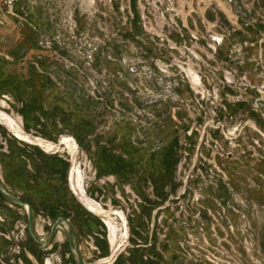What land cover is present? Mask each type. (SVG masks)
Listing matches in <instances>:
<instances>
[{"label": "rangeland", "instance_id": "1", "mask_svg": "<svg viewBox=\"0 0 264 264\" xmlns=\"http://www.w3.org/2000/svg\"><path fill=\"white\" fill-rule=\"evenodd\" d=\"M0 187V264H264V0H0Z\"/></svg>", "mask_w": 264, "mask_h": 264}, {"label": "water", "instance_id": "2", "mask_svg": "<svg viewBox=\"0 0 264 264\" xmlns=\"http://www.w3.org/2000/svg\"><path fill=\"white\" fill-rule=\"evenodd\" d=\"M0 191H1V193H2L4 196H6L8 199L14 201L15 203H18V204H21V205H26L23 201H21L20 199H18L17 197H15V196H13V195H11V194L8 193L6 190H4L2 187H0ZM26 206H27L28 219L30 220V208H29L28 205H26ZM58 219H59V218L56 219V222H58ZM56 222H55L54 225H53V228H52V230H51V233L53 232V230H54V228H55ZM68 233H69V237H70V230H69V229H68ZM39 245H40L41 247H45V244H42V243H40V242H39ZM72 253H73V256H74V258H75L77 264H80L79 261H78V259H77V256H76L74 250H72Z\"/></svg>", "mask_w": 264, "mask_h": 264}, {"label": "trees", "instance_id": "3", "mask_svg": "<svg viewBox=\"0 0 264 264\" xmlns=\"http://www.w3.org/2000/svg\"><path fill=\"white\" fill-rule=\"evenodd\" d=\"M104 155L106 154V153H103ZM103 161L105 162H110V161H108V160H106V158L104 159L103 158ZM32 162V163H31ZM31 162H30V164H32L33 166L34 165H36L35 163H33V161L31 160ZM25 166H26V163H25ZM109 165H106V167H108ZM99 169V171H100V168H98ZM27 176H28V174H27ZM11 184V183H10ZM21 200L24 202L25 201V199H23L22 197H21ZM26 202H28V203H30V206H31V208L33 209L34 208V205H33V203L30 201V200H26ZM54 213H52V215H55V214H58V212L56 211V210H54L53 211ZM56 216V215H55ZM57 218V217H56Z\"/></svg>", "mask_w": 264, "mask_h": 264}, {"label": "bare ground", "instance_id": "4", "mask_svg": "<svg viewBox=\"0 0 264 264\" xmlns=\"http://www.w3.org/2000/svg\"><path fill=\"white\" fill-rule=\"evenodd\" d=\"M16 133H17V135H19V136L21 135V133H20V132H18V131H17ZM65 141H68V139L66 138V139H65ZM24 208H25V209H27V206H26V205H24Z\"/></svg>", "mask_w": 264, "mask_h": 264}]
</instances>
